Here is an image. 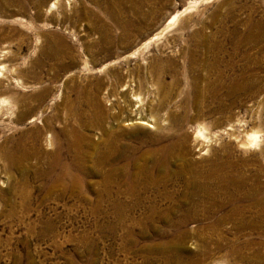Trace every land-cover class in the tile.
Here are the masks:
<instances>
[{
	"label": "rangeland",
	"instance_id": "1",
	"mask_svg": "<svg viewBox=\"0 0 264 264\" xmlns=\"http://www.w3.org/2000/svg\"><path fill=\"white\" fill-rule=\"evenodd\" d=\"M35 2L41 0H15L7 14H0V101H17L0 109V264H177V250L165 245L180 232L157 216L190 194L188 174L179 179L173 173L187 170V162L223 157L229 144L235 148L234 161L241 162L243 155L249 159V186L256 158L261 156L264 164V137L259 147L246 150L227 134L228 116L242 140L264 121V0H46L42 20L35 17L40 7ZM9 3L0 0V5ZM132 22L140 23L139 29L123 37V25ZM219 52L238 74L250 67L248 91L230 97L227 88L213 92L214 97L208 93L209 69L203 60ZM130 87L140 89L145 104L161 101L169 118L188 115L193 122L162 132L132 125L126 114L122 127L128 133L110 141L116 106ZM23 101L40 105L39 110L17 122ZM71 109L80 115L74 117ZM101 109L108 115L101 117ZM198 124L211 137L209 143L197 138ZM62 127L82 134L80 158L68 152L65 137L53 133ZM36 129L42 137L28 159L4 155L17 141H32ZM174 132L190 135V155L180 152L168 160L165 153L156 165L154 136L169 138ZM235 206L188 225L192 233L182 264L195 254L197 264H262L255 256L264 253L259 247L264 236L239 233L229 222L220 231L201 229ZM207 238L214 242L208 249ZM246 242L254 245L246 247Z\"/></svg>",
	"mask_w": 264,
	"mask_h": 264
},
{
	"label": "bare ground",
	"instance_id": "2",
	"mask_svg": "<svg viewBox=\"0 0 264 264\" xmlns=\"http://www.w3.org/2000/svg\"><path fill=\"white\" fill-rule=\"evenodd\" d=\"M9 1H10V3L7 6L2 5V4L0 5V14L1 13L7 14L9 7H11L15 4V0H9ZM45 1L46 0H41V2H39V3L35 2V6H36V3H38V6H40V7H38V11L36 12V16H35L37 20L43 19V13H42L43 7L42 6L45 4ZM107 11H108V9H107ZM122 24H124V23H122ZM139 25H140V23H137V22H132V23H128V24L123 25V27H124L123 29L125 32L123 37H128V36L133 35L134 32L139 29ZM204 45H207V44L204 43ZM110 46H112V45H110ZM105 47H107V46H105ZM102 49H104V48H102ZM203 63L209 69V72H208L209 76L207 78H205V84H206L205 88L207 89L208 93H212L211 94L212 97H214L215 93L218 95L224 88H227L226 89V91L228 92L227 95L230 97V96H234L237 93L246 92L251 87L250 86V84H251L250 80H251V77L253 76V73L250 72V67H246L247 69H243L242 73L238 74L236 72L235 64H233V63H230L229 65L224 64L225 62H224L223 57L220 55V52L217 54L215 53L214 57L211 58L210 60L205 58L203 60ZM225 67H227V69H225ZM156 86H157V84H156ZM195 88L199 90L198 85H196ZM129 89H130L129 91L127 90L128 92L123 93V95H121V97L119 98V102L116 106L118 109V113H116L113 118L117 122V125H116L115 129H112L110 131V134H109V140L110 141L112 140V142L115 143L116 141L121 139L122 136H124L125 134L128 133L122 127L123 119H124L123 115H126V114L128 115L126 118L128 119V121L130 123H132V125L151 126V128H154L156 131H162V132H167L168 130L170 131V128L175 126V123L178 124L179 126H181V125H183L184 121L185 122L186 121L193 122L192 119L190 118V116H188V115H186V116L184 115L185 117L183 119H178L175 117L173 120L172 117L169 118L167 116V114L164 113L166 111L165 110L166 105H164L161 101L158 103L152 101L150 104H145L144 99L141 97V92L139 91L140 89H132L131 87ZM159 89L161 90L162 87L160 86ZM213 92H214V94H213ZM78 93L79 92H77V94ZM254 94H256V93H254ZM206 95H207V92H206ZM39 97H40L41 101L44 100L43 94L40 95ZM172 97H173V95H172ZM176 97H177V95H176ZM21 101H22V99H21ZM23 102H25V101H23ZM77 102H78V104L82 102L81 95H78ZM37 103H39V102H37ZM221 103H222V105H224L223 101ZM7 104H9V106H13V105L17 106V101H15V100L9 101L7 97L3 98L0 101V109H1L2 105H7ZM136 105H140L138 107V109L135 108ZM39 106L40 105H36V104L31 103V102L30 103L29 102L23 103V108L19 111V113L16 117L17 122H23L28 117H30L31 115L38 112ZM2 110H3V108H2ZM79 111H80L79 109L78 110L71 109V113H72V115H74V117H78L80 115ZM1 115H3V114H1ZM107 115H108L107 111H104V109H101V117H104ZM218 116H219V114H218ZM55 118L58 119L59 116H56ZM228 118L230 121L229 131H231V133H227V134H229L230 139L232 138L237 142L238 146H240L246 150H251L252 148H256L257 146L259 147L263 143L262 139L264 137V121L259 123V125H258L259 127H258L257 132L253 133V131H251L249 133L246 131L247 133H246L245 139L242 140V139H240L239 136H237L235 134L234 130L236 129L237 125H235L233 123V119L230 116H228ZM32 119H35V118H32ZM216 124H217V122H216ZM205 131H206V129L201 124H198L197 138H200V139L203 138L205 141H208V143H209V141H211V137L208 134H206ZM236 132H237V130H236ZM53 133L55 134V136L60 135L61 137H65L68 141V144H67L68 152L69 151H75V152H77L76 158L77 159H78V157L80 158V155H81L80 148L82 146V144L80 146V139L82 138V134L79 132L78 129L71 128V131L68 132L65 128L62 127L61 130L59 131V134H56L55 132H53ZM41 137H42V131L36 129L33 133V138L31 137L32 141L29 138H26L24 140L23 139L19 140L20 142L17 141L16 145L14 146V148L12 150L5 151V152L3 151L4 155H6L8 157V159H11V160H14L19 155L22 156V158H24V159H28L31 156V154H33V152L39 148V147L36 148V146L39 143V141L41 140ZM164 139L166 141H168V142H166L167 143L166 145L163 143ZM190 139H191V137L187 133H184V134H182V136H179L178 134H175V132H174V135L169 137V138L165 135V133H163L162 135H155L154 140L159 145V148L155 149V151H154V155L156 156L154 158V160H155L154 163L157 165V163H159V160H161L160 159L161 155H163L165 153H168V160H173V158H175V156L180 152L183 154H187L189 156L190 155ZM108 142L109 141H107V143ZM107 143H106V145H107ZM52 146H54V145H52ZM79 146H80V148H79ZM200 146L205 147V144L202 143V144H200ZM112 151H114V149H112ZM151 151H153V150H151ZM224 152H225V155L223 157L216 158V159H213V158L207 159L206 161H204V163L201 162L198 164L197 163L193 164L191 162H187L186 163V169L187 170L178 171V172L173 173V177L179 178V179L181 177H183L184 172H186L188 174L187 176H189V177L186 181V188L188 189V192L190 194L187 197L188 198L187 201H183V202H181V204L175 202L174 205L170 207L171 209H169L166 213H163L166 210L165 211L162 210L160 212V214L157 216L160 217V220H162V222H164L167 225V227L180 232V234L178 235L177 238L173 239L169 243H166V245H165L167 248L177 250V254L173 260L177 264H182L184 257L181 255H182V251H186L185 250L186 238L188 236H190V234L192 233L191 230L186 229L188 227V225L191 223H195V222H202V221L205 222L207 220H210L211 219L210 215L213 214L211 212L219 211L223 208H226L229 204H232V203H236V206L233 207L232 209L229 208L225 217H221V219L217 220L214 224L206 225L204 228H201V229L204 231H207V232H212V231L217 230V229L219 230V228H221L225 223L229 222V223L235 224L236 230L239 233H242V234L243 233H249V234L258 233V234L264 236V164L261 161V156L260 157L258 156L256 158L255 163L257 166V171L255 172V175L253 178V180H254L253 185L249 186V184H248L249 178H248V175L245 173V169L248 166L249 159L243 155L241 162L234 161V159H232V155L235 152V148L232 147V145H230V144L224 148ZM147 154H149V153H147ZM262 154H264V150H262ZM154 155L152 157H154ZM55 156L58 157L59 152L56 153ZM126 158H128V157H126ZM106 159H108V158H106ZM167 163L168 162H166V164ZM143 174H145V173H143ZM63 176H65V175H63ZM165 176L169 180L170 172H167ZM160 183H161V181L158 180V181H154L153 184L159 185ZM74 184H75V182H74ZM186 196H187V194H185V197ZM212 210H214V211H212ZM154 214H153V216H154ZM8 216H10V215H8ZM148 220L153 221V223L155 224V222H154L155 218L148 219ZM29 226H30V224H29ZM45 228H46L45 230L43 229L44 234L47 233V231H49L50 226L48 225ZM51 230H52V228H51ZM193 233H195V232H193ZM202 233L203 232L199 233V235ZM209 240H208V238L204 240L206 249H208L212 245L213 241L210 238H209ZM215 245L218 246L220 244L218 243ZM250 245L253 246L254 243L253 242L252 243L251 242L245 243L246 247H249ZM259 247L263 248L264 243H260ZM216 248L218 249L219 247H216ZM202 251H204V250H202ZM195 255L189 256V258H188L189 263L188 264H197V262L200 260V258L198 256H195ZM201 256H202V254H201ZM205 256L206 257H209V256L212 257L213 254L208 253ZM205 258H204V260H205ZM241 258L245 259V257L243 258L242 255H240V259ZM255 260L257 262L260 260V262L262 264H264V253L261 252V253L257 254L255 256Z\"/></svg>",
	"mask_w": 264,
	"mask_h": 264
}]
</instances>
